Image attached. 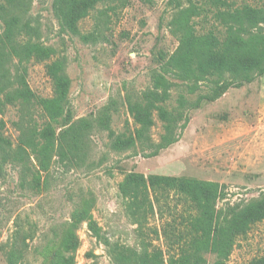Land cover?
Instances as JSON below:
<instances>
[{"label":"rangeland","instance_id":"374dc122","mask_svg":"<svg viewBox=\"0 0 264 264\" xmlns=\"http://www.w3.org/2000/svg\"><path fill=\"white\" fill-rule=\"evenodd\" d=\"M228 2L264 6V0ZM29 4L24 20L38 28L33 38L43 55L51 57L27 59L6 47L4 68L14 88L26 82L35 97H52L47 64L63 61L70 83L65 108L69 122L77 126L84 155H72L65 145L48 168H37L32 188L22 186L24 173L18 167H4L0 264H8L12 250L20 256L17 264H141L143 252L155 251L163 252L165 264H171L175 242L192 237L190 216L195 211L175 188H150L146 201L134 202L121 190L131 172L188 176L212 184L219 192L215 206L220 218L240 215L244 228L225 264H251L264 256V220L250 221L253 207L264 201V74L251 82L229 72L182 80L160 60L180 44L173 32L176 19L185 17L200 35L213 31L226 36V25L214 17L211 0H98L79 22L77 33L61 28L52 0ZM9 8L8 0H0V33ZM250 35L263 41L264 24ZM157 74L172 82L167 99L155 87ZM151 92L165 117L154 109L153 126L138 133L141 125L130 106L144 104ZM32 113L37 123L46 120L37 107ZM1 117L5 134L16 146L18 106L9 105ZM111 134L135 142L115 148ZM169 135L170 143L164 139ZM28 178L33 181L32 173ZM90 215L99 236L86 218ZM74 220L80 221L74 225ZM202 254L203 264L217 260L215 252Z\"/></svg>","mask_w":264,"mask_h":264},{"label":"trees","instance_id":"16d2710c","mask_svg":"<svg viewBox=\"0 0 264 264\" xmlns=\"http://www.w3.org/2000/svg\"><path fill=\"white\" fill-rule=\"evenodd\" d=\"M98 0H52V8L62 29L77 33L79 22L89 15L90 10ZM11 8L4 10L5 30L0 33V173L8 164L20 169L24 176L22 186L32 188L36 182L37 168H48L54 153L62 154L66 146L72 155L83 156L75 123L69 122L65 102L69 95V79L63 70V61L55 59L47 64V71L54 84L52 97L37 98L31 92L26 82L23 88L16 89L8 70L4 68L3 56L6 47L27 59H44L51 54L43 55L44 49L34 40L38 28L28 20H24L29 10V0H8ZM15 2V6L13 3ZM215 7L216 19L226 25V36H218L213 31L200 35L195 28L188 26L187 19H176L173 22V32L180 36L178 48L171 54H161L160 60L169 72L182 80H202L208 75L232 73L241 81L251 82L256 75L264 74V40L260 41L252 30L264 24V6L244 3L235 6L228 0H211ZM194 9L192 6L189 10ZM183 12V11H181ZM182 14V13H181ZM180 14V15H181ZM168 55V56H167ZM155 87L163 94V99L169 97L172 82L164 75L157 74L154 78ZM155 93L149 94L144 103L131 104L130 110L142 131H148L154 124L153 110L157 109L165 117L163 106L154 103ZM18 106L20 130L18 143L13 146L5 134L6 122L1 114L9 106ZM37 107L46 115V120L37 123L34 120L32 108ZM70 123V124H69ZM106 125V124H104ZM169 129V126L167 127ZM113 137L112 134L110 135ZM164 139L172 142L171 135ZM132 137L114 136L112 145L123 148L134 144ZM68 148V147H67ZM33 181L29 180V174ZM34 185V184H33ZM175 188L183 192L192 206L194 214L191 217L192 237L184 243V237L177 240L178 248L168 260L171 264H203L205 252H215L217 260L214 264H225L234 248L236 237L243 231L240 226V215L229 220H222L216 211L215 202L219 192L212 184L188 176L149 175L129 173L122 185V193L138 200L146 201L150 196V188ZM87 212V210H86ZM91 228L98 233L93 217L86 216ZM264 220V201L253 207L250 221ZM80 220H74L75 223ZM246 225V224H243ZM163 252H143L140 255L141 264H165ZM19 254L8 253V264H17ZM71 258V257H70ZM40 264H47L42 261ZM51 264V263H50ZM251 264H264V256L254 259Z\"/></svg>","mask_w":264,"mask_h":264}]
</instances>
